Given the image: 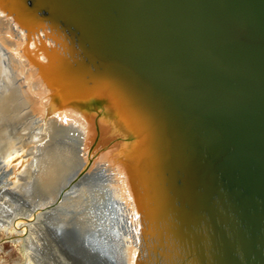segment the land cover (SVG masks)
Returning <instances> with one entry per match:
<instances>
[{"label":"bare ground","instance_id":"1","mask_svg":"<svg viewBox=\"0 0 264 264\" xmlns=\"http://www.w3.org/2000/svg\"><path fill=\"white\" fill-rule=\"evenodd\" d=\"M40 8L46 12H38ZM57 18L77 25V37ZM107 26L101 0H0V154H15L10 161L19 160L14 164L17 175L9 191L23 205H32L36 200L53 201L70 188L74 206L83 200L87 206L91 201V208L97 206L98 213L105 209L102 198L109 201L110 197L112 211L119 215V220L117 216L114 219L121 220L110 225L119 236L121 264H235V260L245 264L246 254L252 264L249 228L239 222L224 198L223 202L215 196L212 200L213 225L205 212L203 219H198L187 204L185 212L177 207L168 214L176 197L168 184L171 151L156 134H145L153 115L143 96L108 75L99 79L110 91L99 118L93 106L85 103L83 73L97 65L79 45L86 39L89 54L94 53ZM122 108L109 120L112 110ZM96 136L98 144L91 154ZM93 175L100 177L96 181ZM181 189L178 196L189 206L201 203L200 198L189 196L186 188ZM248 213L249 225L257 223ZM77 215L58 214L50 225L54 234L63 238L71 220L80 237L97 229L92 215L84 221ZM181 220L192 226L195 239H189V244ZM261 224L257 252L260 239L264 242ZM191 241L199 246L201 258L195 255Z\"/></svg>","mask_w":264,"mask_h":264},{"label":"water","instance_id":"2","mask_svg":"<svg viewBox=\"0 0 264 264\" xmlns=\"http://www.w3.org/2000/svg\"><path fill=\"white\" fill-rule=\"evenodd\" d=\"M101 2L105 36L91 54L86 39L78 44L97 65L83 73L85 103L105 101L110 91L99 79L108 75L143 96L153 115L145 134H156L171 151L168 184L176 197L168 214L177 207L185 212L187 204L213 225L212 200L224 198L249 228L252 264H264L262 239L259 252L255 248L264 225V0ZM56 20L72 29V37L80 33L74 23ZM181 187L201 203L191 207L181 200ZM248 212L257 223L249 225ZM180 222L189 244L192 226Z\"/></svg>","mask_w":264,"mask_h":264},{"label":"rangeland","instance_id":"3","mask_svg":"<svg viewBox=\"0 0 264 264\" xmlns=\"http://www.w3.org/2000/svg\"><path fill=\"white\" fill-rule=\"evenodd\" d=\"M98 91L103 92V89ZM92 108L94 115L98 117L103 113L105 103L98 98L96 105L93 103ZM121 110L123 108L112 110L109 120L116 117ZM131 114H135L134 109L131 110ZM96 137V142L90 149L91 154L94 153L98 144L99 136ZM9 156L0 154V264H105L98 257L113 259L114 264H121L119 236L114 234L110 227L113 220L115 222L119 220V215H114L110 197H107L109 201H104L103 198L100 201L105 208L101 213L97 212V206L94 207V204L91 208V201L89 206H85L84 200L74 206L71 200L75 195L70 188L65 190L64 195L53 201L43 199L33 201L32 205L31 202L23 205L16 195L9 191L13 189L12 179L17 175L14 164L19 161L18 159L14 162L10 161L15 154ZM93 176L96 181L100 177ZM23 206L28 208L25 209ZM74 212H77V218L83 221L92 215L95 220V223H92L97 227L94 230L96 232L94 233L93 229L90 233L84 231V236L80 237L78 226L73 224L74 220H71L72 224L68 233L63 238H59L50 225L58 214ZM115 217L118 220L114 219ZM120 221L117 223H121ZM101 223L102 227H100ZM88 226L86 224V227ZM142 239L143 236L140 234V241L146 247ZM143 250L146 251L147 247ZM110 260L107 264H110Z\"/></svg>","mask_w":264,"mask_h":264}]
</instances>
